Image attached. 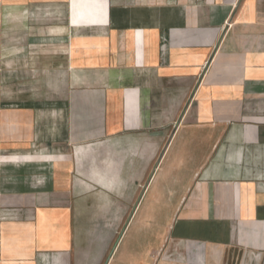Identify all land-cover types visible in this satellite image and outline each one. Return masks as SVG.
<instances>
[{
    "label": "crops",
    "instance_id": "obj_1",
    "mask_svg": "<svg viewBox=\"0 0 264 264\" xmlns=\"http://www.w3.org/2000/svg\"><path fill=\"white\" fill-rule=\"evenodd\" d=\"M0 264H264V0H0Z\"/></svg>",
    "mask_w": 264,
    "mask_h": 264
},
{
    "label": "rangeland",
    "instance_id": "obj_2",
    "mask_svg": "<svg viewBox=\"0 0 264 264\" xmlns=\"http://www.w3.org/2000/svg\"><path fill=\"white\" fill-rule=\"evenodd\" d=\"M148 176H149V172L148 174L146 175V178L144 179V181L142 182V187H143V184L146 182V180L148 179ZM142 187H140V189L138 190V194H137V197L139 198L140 196V193H141V190H142ZM126 222V220H125ZM124 222V223H125ZM163 254H162V257L163 258H166L167 260L169 261H174L176 260V256H177V247L175 245V243H172L171 241H167L165 243H163Z\"/></svg>",
    "mask_w": 264,
    "mask_h": 264
}]
</instances>
